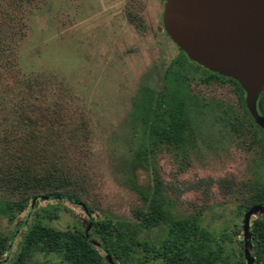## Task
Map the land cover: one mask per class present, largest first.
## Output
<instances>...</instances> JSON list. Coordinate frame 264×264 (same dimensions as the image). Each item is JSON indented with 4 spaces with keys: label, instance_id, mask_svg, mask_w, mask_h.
<instances>
[{
    "label": "rangeland",
    "instance_id": "374dc122",
    "mask_svg": "<svg viewBox=\"0 0 264 264\" xmlns=\"http://www.w3.org/2000/svg\"><path fill=\"white\" fill-rule=\"evenodd\" d=\"M31 2L24 7L12 56L20 78L38 79L48 89L41 106L54 118L57 109L64 116L40 125L27 122L25 159L30 151L38 166H26L41 172V179L52 177L44 191L76 193L80 203L65 200L59 206L38 198L32 209V195L0 189V234L14 232L24 220L27 226L38 221L60 231L73 230L78 217L139 223L140 212L154 202L168 217H197L214 235L229 239L226 249L237 250L246 213L239 208L264 195V134L248 130L235 88L207 81L209 74L195 64V70L181 69L193 133L180 146L146 141L143 89L161 91L166 68L179 54L158 31L167 0ZM5 88L0 86V140L6 137L2 125H17L27 100H22L24 87L17 85L16 99V90ZM27 103L31 108L34 102ZM22 200L29 208L10 223L5 201ZM263 215L253 213L250 227ZM140 240L147 241V234ZM26 264L64 263L37 255Z\"/></svg>",
    "mask_w": 264,
    "mask_h": 264
},
{
    "label": "trees",
    "instance_id": "16d2710c",
    "mask_svg": "<svg viewBox=\"0 0 264 264\" xmlns=\"http://www.w3.org/2000/svg\"><path fill=\"white\" fill-rule=\"evenodd\" d=\"M31 3V0H0V78L4 79L0 81V86L9 90L11 88L13 92L16 90L15 99L18 94L17 85L24 87L26 96L22 100L27 99L24 112L17 114V125L13 128L6 126L7 129L2 125L1 133L6 137L5 139L1 137L0 140V189L10 195L26 192L33 196L32 200L43 198L56 201L59 206L65 200L80 203L76 193L44 191V188L50 187L45 186L44 182L52 183L50 181L53 180L52 177L46 175L41 179V172H35L37 170H30L29 166H26V163L38 166L30 151L26 152L28 155L25 159L24 149L27 144L24 142L26 137L22 132L27 130V122L35 120L34 122L40 125L42 121L52 122L51 119L64 116H61L63 113L61 109H57L54 118L50 109H44L48 106H41L45 101L43 94L48 92V89L38 79L26 76L20 78L16 61L12 56L15 38L17 33L21 32L18 26H22L23 23L24 7L27 8ZM5 54L9 57H5ZM186 68L195 70V65L179 52L166 68L162 90L156 92L143 89L146 98V100L143 98V106L144 110L146 107L147 110L142 122L146 141L151 145L180 146L193 133L187 108L186 83L179 73L181 69ZM201 69L209 74L207 81H224L235 88L239 94L243 115L249 120L248 130L252 131L253 135L258 131L264 134L249 116L239 84L232 79ZM11 81L16 84L13 88L14 84L10 85ZM29 99L34 102L31 108L27 103ZM259 100L264 107V90ZM16 134L19 139L15 138ZM11 146L15 148L13 153L10 152ZM31 147L33 146L29 148ZM40 192L44 193V197H39ZM27 201L22 200L18 203L5 201L3 212L10 223L14 221L15 214H21L27 209ZM35 205L36 203L32 205V209ZM80 205L84 211H90L86 205ZM253 206L264 207V195L251 197L245 206L239 208L240 214ZM138 219L139 223H124L106 218L83 217L80 220L82 225L76 223L73 230L65 231L43 226L38 221L27 226L24 220L19 222L14 232L0 234V264L4 254L10 252L18 238L16 242L18 250L5 264H25L37 255L46 258L54 255L65 264H246L244 241H237V250L235 247L226 249L225 245L229 239L214 235L203 227L195 216L183 219L168 217L153 202L146 211L140 212ZM20 229L22 232L17 236ZM142 233L147 234V241L140 240ZM250 235L251 256L256 264H264V215L252 221Z\"/></svg>",
    "mask_w": 264,
    "mask_h": 264
},
{
    "label": "water",
    "instance_id": "95a60500",
    "mask_svg": "<svg viewBox=\"0 0 264 264\" xmlns=\"http://www.w3.org/2000/svg\"><path fill=\"white\" fill-rule=\"evenodd\" d=\"M158 31L195 65L237 82L249 116L264 131V0H167ZM258 211L264 207L243 217L246 264H256L249 221Z\"/></svg>",
    "mask_w": 264,
    "mask_h": 264
},
{
    "label": "flooded vegetation",
    "instance_id": "af4514ba",
    "mask_svg": "<svg viewBox=\"0 0 264 264\" xmlns=\"http://www.w3.org/2000/svg\"><path fill=\"white\" fill-rule=\"evenodd\" d=\"M81 218H83V217H78L76 222H77L78 224H81V225H82V223H81V221H80ZM93 219H94V218H93ZM25 223H26V222H25ZM20 230H22V229H20ZM20 232H22V231H18L17 233H20ZM17 250H18V246H17V243H16V251H17ZM16 251L14 252V254L16 253ZM8 253H9V252H6V253L4 254L3 259H2V261H1L2 264L7 263V262L13 257V256H12L11 258H9V255L7 256ZM14 254H13V255H14ZM51 256H54V255H51ZM58 259H59V258H58ZM31 261H32V260H31ZM31 261H28V262H31ZM28 262H26V263H28ZM26 263H25V264H26ZM60 263H62V262L60 261ZM64 264H65V263H64Z\"/></svg>",
    "mask_w": 264,
    "mask_h": 264
}]
</instances>
